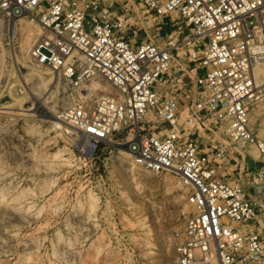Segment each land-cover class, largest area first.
<instances>
[{
    "label": "built area",
    "instance_id": "obj_1",
    "mask_svg": "<svg viewBox=\"0 0 264 264\" xmlns=\"http://www.w3.org/2000/svg\"><path fill=\"white\" fill-rule=\"evenodd\" d=\"M138 1L176 37H129L109 0H0V13L41 25L30 57L65 79L74 102L60 117L87 150L121 146L138 167L177 176L188 207L177 264H264V120H253L264 115V0ZM99 77L108 94L91 103L94 85L82 86ZM211 132L237 146L203 143ZM246 145L261 163L248 182L228 166Z\"/></svg>",
    "mask_w": 264,
    "mask_h": 264
},
{
    "label": "rangeland",
    "instance_id": "obj_2",
    "mask_svg": "<svg viewBox=\"0 0 264 264\" xmlns=\"http://www.w3.org/2000/svg\"><path fill=\"white\" fill-rule=\"evenodd\" d=\"M109 3L124 8L131 38L161 43L178 34L138 0ZM42 34L37 20L0 13V109L9 107L0 110V264H177L186 191L174 173L135 165L124 147L89 151L74 127L56 126L53 116L74 99L62 76L30 57ZM94 82L102 86L89 93L91 103L109 90L102 78ZM253 120L259 126L264 115ZM201 140L237 146L217 132ZM238 148L246 160L228 166L244 167L248 182L246 173L261 164L258 151Z\"/></svg>",
    "mask_w": 264,
    "mask_h": 264
},
{
    "label": "bare ground",
    "instance_id": "obj_3",
    "mask_svg": "<svg viewBox=\"0 0 264 264\" xmlns=\"http://www.w3.org/2000/svg\"><path fill=\"white\" fill-rule=\"evenodd\" d=\"M38 73H40L41 71L39 70V69H35ZM53 73L55 72V71H52ZM51 73V72H50ZM41 75V74H40ZM43 77V76H42ZM48 78V80H46V78L45 77H43V79H41V80H43L42 82H41V84L39 85V87H40V89H39V87H38V90H41V89H46V87L48 86V83L49 82H51L52 80H53V74H51L49 77H47ZM91 84L92 85H94L93 87H92V91H93V89H94V87H100V86H102L101 84H99L98 82H94V81H92V82H90V83H83V86H82V89H85L86 87L87 88H89L90 86H91ZM107 89V88H106ZM78 93H79V96H81V97H84L85 96V92H84V90L83 91H78ZM108 93H103V94H100L99 96H101V95H107ZM19 104H20V99H19ZM3 108H9V107H2L0 110L2 111V109ZM4 110V109H3ZM25 110H29V109H25ZM261 111H262V106H259L256 110H255V114L256 115H261ZM3 112V111H2ZM53 116V115H52ZM54 117V123L56 124V126L57 127H60V126H62V124H63V122L66 124V125H68V126H72V124L71 123H69V122H66V121H64L61 117H60V114H57V115H55V116H53ZM73 127V126H72ZM241 148V147H240ZM242 150V149H241ZM125 155H127V156H131L132 157V154H131V151L129 150V149H122L121 150ZM244 151V150H243ZM88 152V151H87ZM259 155V154H258ZM134 167V166H133Z\"/></svg>",
    "mask_w": 264,
    "mask_h": 264
}]
</instances>
